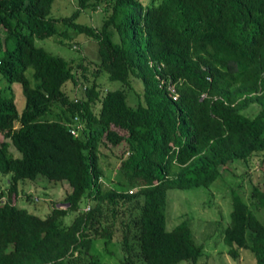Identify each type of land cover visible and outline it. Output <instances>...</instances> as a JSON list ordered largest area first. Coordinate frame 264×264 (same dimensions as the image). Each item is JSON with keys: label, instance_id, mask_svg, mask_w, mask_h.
I'll return each instance as SVG.
<instances>
[{"label": "trees", "instance_id": "16d2710c", "mask_svg": "<svg viewBox=\"0 0 264 264\" xmlns=\"http://www.w3.org/2000/svg\"><path fill=\"white\" fill-rule=\"evenodd\" d=\"M55 1L0 0V264H102L99 241L118 243L121 264H199L189 223L167 229L168 191L210 189L235 161L264 168V0H78L61 20ZM101 7L100 28L77 22ZM59 23L97 42L93 79L84 63L37 46L73 40ZM102 74L124 88L104 90ZM254 104L256 115L244 113ZM103 146L120 161L110 187ZM39 179L71 186L67 209L43 218L17 206L19 185ZM232 198L224 241L234 258L245 249L264 264V221L252 209L264 211V189L253 187L251 204Z\"/></svg>", "mask_w": 264, "mask_h": 264}, {"label": "rangeland", "instance_id": "374dc122", "mask_svg": "<svg viewBox=\"0 0 264 264\" xmlns=\"http://www.w3.org/2000/svg\"><path fill=\"white\" fill-rule=\"evenodd\" d=\"M78 7V0H57L53 5L52 16L60 20L71 17ZM104 12L102 7L98 11L83 12L77 22L100 28L105 17ZM58 28L60 32L67 31L68 35L74 37L73 40H68L64 36L61 38L52 37L37 40V46L44 48L53 55L73 62L75 66L84 63L88 67L87 76L93 79V73L96 71L98 63L97 42L84 34H79L73 28L66 27L63 23H59ZM60 39H64L67 45L59 43L58 40ZM99 82L104 90L124 88L119 82H111L106 74H102L98 78ZM0 87H4V85L0 84ZM72 87V84L69 83L67 91ZM81 87L74 88L77 97L83 96V88ZM11 92L18 109L23 111L26 102L20 85L15 84ZM128 101L130 105H136L133 93L130 94ZM258 111L259 105L254 104L244 113L254 116ZM3 141L4 137L0 134V144ZM11 151L15 156H19L13 147ZM101 151V165L107 177L103 182L107 187H110L113 185L112 182H114L120 161L117 159L113 148L103 146ZM259 163V158L252 160L250 164L235 161L210 189L194 188L168 191L167 229L172 230L185 221L189 223L196 243L204 249V256L199 264H258L254 253L249 250H239V258H234L230 253V247L224 241V232L231 222L233 191H238L251 204L253 187L257 186L264 189V168L261 169ZM7 181L6 178L0 183V190L6 193L8 190ZM71 192L72 188L68 183L56 184L45 179H39L36 182L27 181L19 185V197L16 204L20 208L27 209L30 213L45 218L51 213L52 208L67 209L68 204L65 201ZM6 197L5 195L4 200ZM89 207V204L86 205L84 210L88 211ZM252 209L264 221V211H260L254 206ZM75 217L76 214L69 215L66 218L67 223L70 224ZM93 254L100 259L102 264H121L120 261L124 257V251L117 242L107 247L103 241H99L93 248Z\"/></svg>", "mask_w": 264, "mask_h": 264}, {"label": "built area", "instance_id": "2783aa9c", "mask_svg": "<svg viewBox=\"0 0 264 264\" xmlns=\"http://www.w3.org/2000/svg\"><path fill=\"white\" fill-rule=\"evenodd\" d=\"M81 128H82V126L78 124V127H77V129L75 128V129H73V130H72V134L77 136V135H78V133H79V131H78V130H79V129H81ZM88 210H89V209H88Z\"/></svg>", "mask_w": 264, "mask_h": 264}]
</instances>
